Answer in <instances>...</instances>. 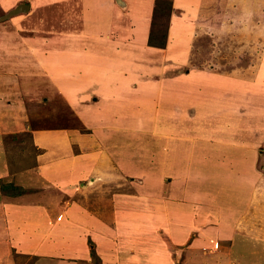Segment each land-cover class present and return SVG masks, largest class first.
Wrapping results in <instances>:
<instances>
[{
	"label": "rangeland",
	"instance_id": "1",
	"mask_svg": "<svg viewBox=\"0 0 264 264\" xmlns=\"http://www.w3.org/2000/svg\"><path fill=\"white\" fill-rule=\"evenodd\" d=\"M123 1L0 0V17L31 5L0 19V115L85 135L51 179L31 131L0 136V185H24L0 191V264H142L110 245L129 216L174 233L177 262L264 264V0H170L164 47L147 43L155 0ZM104 99L121 124L83 127Z\"/></svg>",
	"mask_w": 264,
	"mask_h": 264
},
{
	"label": "crops",
	"instance_id": "2",
	"mask_svg": "<svg viewBox=\"0 0 264 264\" xmlns=\"http://www.w3.org/2000/svg\"><path fill=\"white\" fill-rule=\"evenodd\" d=\"M128 4H129V2H128ZM144 5H146V4H144ZM30 7H31V5H30ZM146 25H148V24H146ZM59 76H60V74H52L51 77L56 79V82H57L58 81L57 79ZM95 100H97V99L95 97H92L91 101H89V102L92 103V102H95ZM68 101H70V100H67V102ZM114 105H115V100L107 101L106 99H104L103 102L101 103V106H100L101 107L100 109L103 111V113L100 114L97 112L94 114H85L83 112L84 110H81L80 113L78 111L77 117H79L80 120L82 121V122L80 121V123L83 124V127H84V123L86 121V118H88L87 123H90L91 121L94 120V121H98V122H103L102 124H104L106 126L108 124L110 126H116L117 125V127H118V125H120L121 123H119V119L117 116V107H116L115 111H113V114H111V115L109 114V111L113 110L112 106H114ZM10 107H11V105L9 106L8 112L4 111L6 113H4L2 116L0 115V136L2 134H4V136L2 135V138H5L6 135L19 136L22 132H25L26 130L31 131L30 133H28L29 139L31 138V141L30 140L29 141L31 143H33L36 148L38 147L39 150L42 149L41 152L35 153V154H37V156L35 158L36 165L34 168V173L36 171L35 175L36 174L42 175L44 178L48 179L47 178V177H49L48 172H51L52 168H53L52 172H57V174L59 172L62 173V171H63L62 168L66 167L65 165H68L69 161L71 160V156L69 154L70 153L69 148L71 146V143L79 144L80 139L85 138V135L81 134L79 132V129L74 128V127H66V126L65 127H52V128L51 127L30 128L29 126L26 127L27 125H30V124L28 123L26 125H23V124H25V122H24L25 118H23L21 115V107L19 106V104L17 106H15L14 108H10ZM1 112H3V111H0V114H1ZM75 112H77V111L75 110ZM120 120H121V118H120ZM87 123H86V125H89ZM3 130H5V131H3ZM72 145H74V144H72ZM2 153L3 152L1 151L0 156ZM4 156H5V154H4ZM0 159H1V157H0ZM59 165H61V166H59ZM23 174L24 175L32 174V170H30L28 172L25 171ZM62 174H64V173H62ZM62 174H61L60 178L57 177L59 175H57L55 177V179H57L56 181H59V183H60V181H62L66 178V177L62 176ZM49 179H51V178L49 177ZM68 180L69 179H65L66 182ZM169 212H171V211L169 210ZM27 213H30L31 219H27V217L25 215V211H24V215L26 217L25 222H27V221L31 222L30 223L31 226L37 225L38 223L35 222L37 220L34 219V216H35L34 210H29ZM164 216L166 217V215H164ZM164 216L161 214L162 219H164ZM25 222L18 221L17 224L21 225V223H25ZM15 223H16V221H15ZM117 223H118V221H117ZM126 223L127 224H126L125 228L119 226L120 228L124 229V233H122L120 236L118 235L117 238H114V237L110 238V245H112L114 247V250L119 251L120 253H121V251L122 252L123 251H129L130 249L133 250L132 252H137L139 254L140 261L142 264H187L188 262L190 264L192 262L191 260L190 261L187 260V261H185V263H183L182 260L177 262V256L173 255V250L175 249L174 242L175 243L179 242V239L177 236L174 235V233H169V235L172 239L171 241H170V239H169V241L162 240L159 243V240L157 241V239H155V237L151 233H148L146 231L145 223L143 221H141L140 219L134 220L132 217L129 216V219L126 221ZM14 227H15V225H14ZM220 227H222V226L220 225L219 228ZM222 232H224L223 228H222ZM96 235H98V233H96ZM151 236H153V237H151ZM179 237H181L183 239H186L188 237L187 233L185 232V229H184V231L181 232V236H179ZM124 241H126L127 243H123ZM94 250H95L97 255H99L100 253L101 254L103 253L102 250L99 249V247H95ZM175 252H177V251H174V253ZM212 253L214 254V256H212V258L210 259L209 264H223V261L225 260L223 258V255L221 253L216 254L214 252H211L210 255H213ZM99 258L102 259L100 257V255H99ZM203 259H205V258H202V260ZM205 261L208 262L206 259H205ZM102 263H104V261H102Z\"/></svg>",
	"mask_w": 264,
	"mask_h": 264
},
{
	"label": "trees",
	"instance_id": "3",
	"mask_svg": "<svg viewBox=\"0 0 264 264\" xmlns=\"http://www.w3.org/2000/svg\"><path fill=\"white\" fill-rule=\"evenodd\" d=\"M172 5L170 0H155L153 4L151 28L149 30L148 45L164 47L167 38L168 19L171 15ZM157 17L159 19H166L164 23L156 22ZM166 23V24H165ZM8 189H14L16 191L13 195H19L23 193L24 187L22 185H15L10 182H3L0 185V191L5 195L8 194ZM91 255L93 259H98L99 256L96 254L94 248L91 249Z\"/></svg>",
	"mask_w": 264,
	"mask_h": 264
},
{
	"label": "water",
	"instance_id": "4",
	"mask_svg": "<svg viewBox=\"0 0 264 264\" xmlns=\"http://www.w3.org/2000/svg\"><path fill=\"white\" fill-rule=\"evenodd\" d=\"M115 3L120 6L121 8H125L126 7V3L123 0H115ZM30 8V4L27 3H19L17 5H15L14 7H12L11 9H9L5 14H3L0 19H5L7 17L10 16H14L16 14L19 13H24L27 12Z\"/></svg>",
	"mask_w": 264,
	"mask_h": 264
}]
</instances>
